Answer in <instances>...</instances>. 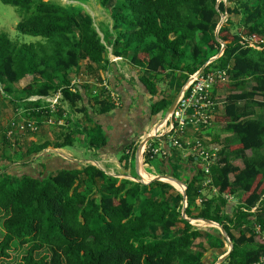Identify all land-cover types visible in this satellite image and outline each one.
Segmentation results:
<instances>
[{
	"label": "trees",
	"instance_id": "trees-1",
	"mask_svg": "<svg viewBox=\"0 0 264 264\" xmlns=\"http://www.w3.org/2000/svg\"><path fill=\"white\" fill-rule=\"evenodd\" d=\"M98 1L113 20V55L138 69L142 86L158 96L151 106L154 117L171 106L160 84L176 76L183 86L221 54L223 46L215 35L221 15H228L219 33L224 53L207 71L229 75V84L217 87L227 88L230 94L223 114L216 118L223 125L222 134L229 136L214 139L221 150L211 167L208 187L204 173L195 166L193 178L186 183V213L190 219L211 221L225 229L234 249L224 264H261L264 121L254 116L257 111L264 114V0H227L219 5L218 0ZM0 2L17 10L20 35L40 39L20 43L0 32V92L16 103L43 98L29 102L33 105L30 120L37 125L64 119L65 106L86 115L82 93L71 78L79 75L83 63L88 74L106 71L111 65L92 16L80 7L45 0ZM22 82L26 86L16 90L15 85ZM99 92L89 101V110L107 114L119 107L111 91L102 88ZM58 94L62 104L54 111L45 97ZM67 125L71 129L70 118ZM64 133L54 145L39 136L17 157L2 155L3 161H21L32 174L17 176L7 170L0 175V211L4 213L0 264L15 247L24 249L21 264H206L208 251L224 249L220 232L184 220L183 195L169 184L119 180L93 165L65 166L39 175L34 167L45 169L37 159L46 150L73 146V133ZM3 139V146L11 148L6 136ZM91 143L102 147L105 139ZM137 147L131 148V156ZM205 188L214 194L204 197ZM229 197L233 202L229 203ZM232 204L233 214L231 208L224 210Z\"/></svg>",
	"mask_w": 264,
	"mask_h": 264
},
{
	"label": "crops",
	"instance_id": "crops-1",
	"mask_svg": "<svg viewBox=\"0 0 264 264\" xmlns=\"http://www.w3.org/2000/svg\"><path fill=\"white\" fill-rule=\"evenodd\" d=\"M112 31L113 30L111 27L109 34L110 41L107 40V37L103 38V43L107 47V50L109 52L108 59L111 65L107 68L106 71H97L95 69L96 73L88 74L85 70V63L83 67L84 69L82 68L78 75L84 76L85 80H87V83H89L90 85L89 87L92 88L91 91L90 88L88 90L83 89V87L79 88L84 100V105L82 107L88 110L87 114L82 115L75 112H70L67 106L64 107V125L59 126L58 129L59 132L62 131L73 133L74 144L72 147L76 149V152L74 153L70 150L67 151L68 148H53L56 151L58 150L61 153H64L59 155L66 156L59 157L50 155L52 157L49 156L50 158L44 160V158H41L42 156H44V154H42L39 159H37V162H42L41 164L44 165L45 169L42 170V167H34V170H37L39 175H41L44 173H52L65 166H84L83 164H81L82 162H91L92 164H99L98 168L107 173L109 176L118 178L119 180L132 181V179L136 178L132 175L133 172H135L134 169L136 167L137 174H141L143 181L148 183L150 180L156 177H162L163 174H165V176L167 174V176H173L174 178H176L178 177L177 171L183 168L186 173L184 176L187 181H180L186 184L193 178L196 166V158L192 155H189V146L190 144H192V141L198 135V133H200L199 128L194 124L188 126L183 136L170 132V128L165 125L163 128V130L165 129V134H163L161 138L155 139L154 146L156 148H163L165 153V155H160V158L157 157V160H155L157 161V170L160 172V174L147 172V162H144L142 164V167L138 169L136 165V154L132 157L128 156L131 148L134 146L136 147L137 143L142 140L143 137L147 136L155 128V126L159 124V120L161 118L158 116L154 117L151 114V106L156 101L158 96L151 95L142 86L139 79V70L132 67L130 62L125 60L120 63L123 68V72H119L117 64L113 61V58H115L116 56L113 55L114 39ZM93 67L96 68V66ZM89 79L91 80L89 81ZM100 81L105 84L106 89L110 90L112 95L116 98L115 106H119L107 114H96L92 110H89V101L93 100L96 95L100 94L95 85ZM72 84L88 88V85L80 82L79 79L77 83H74L72 81ZM182 84L183 81L180 79H176V76H173L171 78V81H164L162 84H160V86H162V89L164 90V98L167 101L171 102V105L177 98V96H179L182 88L184 87V85L182 86ZM160 89L161 87H159V90ZM95 91H97L98 93H94ZM215 93H217L219 100V95H223L222 102L225 104L226 97L229 94L226 95L224 90L222 89H216ZM61 104L62 103L60 102V105ZM223 112L224 105L221 104L217 109L216 118L217 116L222 115ZM76 115H80V117L83 116L82 121H78L80 119ZM68 118H70L71 120V129L67 127ZM56 123L57 122L52 123V126L56 125ZM47 124L48 123L45 122L36 125V129L38 128L36 131L42 132L40 130L43 129V132H46L47 130L50 133V131H52V128L56 127L54 126L48 129L47 127L49 126ZM222 126L223 125L214 121L212 127L209 128L208 131H206V134L204 133V135L208 140H212L213 144H216V140L214 139L217 135L221 136L222 139L229 136L226 134H222ZM66 128H68V130H66ZM40 137L44 138L46 136ZM100 138L105 139V145L102 147H93L91 141ZM176 140L180 141V147H177L173 144V142ZM50 141H52V139ZM83 156H88V158L84 159ZM192 160L194 162H192ZM95 161H97L98 163H96ZM29 170L30 167H25L21 164H17L11 167L8 170V173L17 176L32 174V172H30ZM34 175L38 174L34 173ZM173 185L181 190L180 187L176 184ZM205 190L207 189L205 188ZM205 190L203 189L204 197L207 196L205 194ZM233 199L234 198H232V200ZM239 199L240 198H237L236 200L239 201ZM200 204L201 201L198 200L197 205ZM206 226L209 227L208 225Z\"/></svg>",
	"mask_w": 264,
	"mask_h": 264
},
{
	"label": "rangeland",
	"instance_id": "rangeland-1",
	"mask_svg": "<svg viewBox=\"0 0 264 264\" xmlns=\"http://www.w3.org/2000/svg\"><path fill=\"white\" fill-rule=\"evenodd\" d=\"M45 1L46 2H52L55 4L61 5V6L72 5V6H77V7L84 9L88 14H90L92 16V18L94 20V26H95L97 32L99 33L101 39L103 40L104 37H107V40H109V37H110L109 34H110L111 27L113 30V20H112L110 11L107 8H104L98 0H82L79 2H70L68 0H45ZM222 2L225 3L226 0H222ZM222 18L223 17L221 16V21H222ZM224 18H225V20L223 22L226 23V21L228 20V15H224ZM18 23H19V18H18L17 10L13 7L4 5L3 3L0 2V32L8 34L11 39H13L14 41H19L20 43L30 44V43H36L37 41L40 40L39 38L20 35L17 31ZM105 27H107L108 29ZM112 32H113V34H115L114 30ZM116 64H117V68H118L119 72H123V68L120 65V62H118ZM82 65L84 67L85 63ZM126 76H127V74H126ZM78 79L80 82H82L84 84H86V82H87V80H85L84 76L75 75L71 78V80L74 83H77ZM90 80L91 79H89V81ZM166 81L168 82V79ZM26 84H27L26 82L19 83V84L15 85V89L16 90H22L26 86ZM88 86H90V85H88ZM2 89L3 88L1 87V90ZM222 90H224L226 95L230 94L229 91L227 90V88H224ZM219 97H220V100L217 96V93L214 94V99L217 100L218 104L224 105V103L222 102L223 95H219ZM45 99H47V101L50 103H54V102H56V100H58L59 104L61 102L59 95H56L54 97H45ZM28 100L30 101V99H27L25 103H20V102L16 103V101H14L12 97H8L2 91L0 92V120H1V128H0V175L5 174L7 172V170H9L14 165L22 164L21 161H15V163H17V164H13V163L9 162L8 160L3 161L2 155H4L5 152L8 153V155H7L8 158H10L12 155L13 156L15 155L17 157V154L19 155L20 153L25 152L29 143H31L33 141H37V137H39V136H46L49 139L51 138L52 139L51 143L54 145L56 143V141H55L56 137L61 133V132H59L58 128H59V126L64 125V120L60 119V120H57L56 125L52 126V123H53V120H52V123L47 124L49 126L47 128L49 129V128L54 127V126H56V127L52 128V131H50V133L46 129H45L46 132H43V129L40 130L42 132L36 131L38 129V128L36 129L37 122L34 121L33 119L30 120V113L32 112L33 105L31 103H29ZM218 108H219V106H218ZM7 110H8V112H7ZM55 110L58 111L56 108H54V111ZM216 113H217V110H216ZM76 116L80 119L78 121H82L83 116H81V117H80V115H76ZM254 117L256 119H258L259 121H264V114H259L258 111ZM160 118L161 119L159 120V123L162 120H164L165 113L162 114L160 116ZM56 129H58V130H56ZM30 130L33 134L29 133ZM34 133H36V134L38 133V136L35 135ZM67 133L68 132H66L64 134H67ZM4 136H6L7 140L10 142L11 148H6L5 146H3V143H4L3 137ZM14 136H17V139ZM154 141H152L151 143L152 144L155 143ZM214 145H218V144H214ZM69 150L74 152V153L76 152L75 151L76 149L74 147H69L67 149V151H69ZM43 154L49 155V156L50 155L59 156V157L66 156V155H64V156L59 155V154H64V153H61L58 150L57 151L54 150L53 147L46 150ZM83 158L87 159L88 156H83ZM159 158H160V156H159ZM155 160H157V159H155ZM155 160L147 161L148 167L146 168V170H147V172H150V173L160 174V172L157 170V164H156L157 161H155ZM95 162L98 163L97 161H95ZM81 164H83L84 166H89L88 164H91V165L99 167V164H92L91 162H88V163L82 162ZM134 170H135V172H133L132 175L139 179V175L136 172V167ZM185 174L186 173H185L183 168L179 169L177 171L178 177H176V179L179 178V180L187 181L185 176H184ZM163 176H165V174H163ZM166 176H167V174H166ZM136 178H134V179H136ZM205 194L207 196H211L214 194V192L212 193L207 189V190H205ZM229 203H230V201H229ZM228 208H231L232 214H233L234 204L229 205V207H225L224 210H227ZM3 219H4V213L0 211V231H2V223L4 221ZM197 226H200L202 229L211 228V227H207L206 225H204V223L200 224V225L197 224ZM210 230H217L214 232H219L218 229H214V228H212ZM246 234L248 236H250V233L248 230L246 231ZM236 235L238 236V234H236ZM224 244H225V247L223 250H210V251H208V253L205 255L204 262H206V264H216V262L219 260V258L223 254L228 252V250H229V245H228V242H226V240H224ZM10 254H11L10 258L7 259V261H5L2 264H21V259L24 256L25 252H24L23 248L17 249L15 247L10 252Z\"/></svg>",
	"mask_w": 264,
	"mask_h": 264
},
{
	"label": "built area",
	"instance_id": "built-area-1",
	"mask_svg": "<svg viewBox=\"0 0 264 264\" xmlns=\"http://www.w3.org/2000/svg\"><path fill=\"white\" fill-rule=\"evenodd\" d=\"M114 62L122 61L121 58H113ZM209 68V67H208ZM207 68V69H208ZM230 82L229 75L226 71L210 70L197 72L191 75L184 84L180 92V97L172 116H169L165 123L156 127L145 137L155 136L161 138L165 134V129L160 128L163 124L170 128V132L183 136L189 125L194 124L199 128L198 135L190 144V155L194 156L198 165L203 170L207 183L210 184L211 167L217 162L218 154L221 147L214 145L212 140H208L204 133L212 127L216 121V110L219 106L217 100L214 99L215 90L218 86H225ZM101 87L106 88L105 84ZM60 97V95H59ZM115 103V97L112 95ZM40 97H32L29 102H37ZM58 99V98H57ZM47 101V99H46ZM48 102V101H47ZM50 103V102H49ZM53 108L59 105L58 100L51 103ZM173 144L180 147V141H174ZM144 161H153L160 155H165L163 148L154 146L151 142L146 145L143 154ZM136 183H142L140 179L134 180ZM143 184V183H142ZM228 199H232L229 197ZM264 262V260H263Z\"/></svg>",
	"mask_w": 264,
	"mask_h": 264
},
{
	"label": "water",
	"instance_id": "water-1",
	"mask_svg": "<svg viewBox=\"0 0 264 264\" xmlns=\"http://www.w3.org/2000/svg\"><path fill=\"white\" fill-rule=\"evenodd\" d=\"M220 1H222V0H218V5L220 4ZM221 16L223 18H222V21L220 22V24H219V26L217 28L216 35H215L217 41L219 43H221L222 46H223L221 54L218 55L217 57L211 59L208 64L204 65L201 68V70L199 71L200 73L203 72L207 68V66L209 64L213 63L218 58H220L223 55V53H224L225 44L220 40L219 33H220L221 28L224 25L223 21L225 20V18H224L223 14ZM179 97H180V94H179V96H177V98L174 100V102L172 103V105L170 106L168 111L165 113L164 120H162L156 127L160 126L162 123H165L167 118H169V116H172L174 114L176 106H177V103H178V100H179ZM155 139H156L155 136H149V137H146L144 140H141L138 143V147H137V150H136V153H135L136 154V165H137L138 169H140L142 167V164L144 163V158H143L144 155L143 154H144V149H145L146 145L149 144L150 142L154 141ZM139 179L142 181V183L144 185H150L153 182H162V183H165V184H169V185L173 186L178 192H180L183 195V201H184L183 202L184 203V207H183V211H182V217L184 218V220L188 221L192 226H195V227H199V226H197L193 222H202V223H205L206 225H208L211 228H213V227L217 228L221 232V234L224 237V239L228 242L229 251H228L227 254L223 255L216 262V264H224L227 261V259L229 258L230 254L232 253V251L234 249L233 243H232L229 235L227 234L225 229L222 226H220L219 224H217V223H214V222H211V221H207V220H202V219L201 220H194V219H190V218L187 217L186 210L188 208V197H187V186L184 183H182L180 180L174 178L173 176L156 177V178L150 180L147 183V182L143 181V178H142L141 174H139ZM173 184H176L177 186H179L181 190L176 188Z\"/></svg>",
	"mask_w": 264,
	"mask_h": 264
},
{
	"label": "clouds",
	"instance_id": "clouds-1",
	"mask_svg": "<svg viewBox=\"0 0 264 264\" xmlns=\"http://www.w3.org/2000/svg\"><path fill=\"white\" fill-rule=\"evenodd\" d=\"M221 2H222V1H220V3H221ZM226 3H227V0H226L225 4H226ZM224 23H225V22H224ZM115 58H119V57H115ZM121 59H122V61H120V63H122L123 61H125L123 58H121ZM114 63H118V62H114ZM208 63H209V62H208ZM208 63H207V64H208ZM211 64H212V63H211ZM211 64H209V65L207 66V68H208ZM207 68H206L205 70H207ZM200 70H201V69H200ZM200 70H199V71H200ZM205 70H204V71H205ZM199 71H198V72H199ZM228 84H229V83H228ZM75 85H76V84H75ZM86 85H89V83L86 82ZM95 85H96V89H98L99 91H100V89L104 88V87H101L103 84H100L99 82H97ZM76 86H77V85H76ZM80 87H84V86H80V85H78V89H79ZM105 89H106V88H105ZM109 91H110V90H109ZM73 92L76 93L75 89H73ZM94 93L97 94L98 92L95 91ZM58 95H59V94H58ZM60 100H61V95H60ZM156 126H157V125H156ZM140 141H141V140H140ZM140 141H139V142H140ZM139 142H138V143H139ZM138 143H137V144H138ZM136 150H137V148H136ZM135 153H136V151H135ZM131 155H132V153H131V151H130V152L128 153V156L132 157ZM144 162H147V161H144ZM195 165H196V167L198 166V167L200 168V166L198 165L197 160H195ZM200 169H201V168H200ZM201 170H202V169H201ZM202 172H203V170H202ZM203 173H204V172H203ZM210 175H211V174H210ZM134 180H138V179H132L133 182H135ZM203 180H204V186L208 187L209 184L207 183V177H205V175H204V179H203ZM185 185H186V184H185ZM186 186H187V185H186ZM172 187H173V186H172ZM179 193H180V192H179ZM228 200H231V201H232V199H228ZM183 202H184V201H183ZM230 203H231V202H230ZM183 207H184V203H183ZM253 212H255V209H254ZM200 220H201V219H200ZM205 225H206V224H205ZM194 227H195V226H194ZM197 228H201V227L199 226V227H197ZM213 228H214V227H213ZM201 229H202V228H201ZM209 229H212V228H209ZM214 229H217V228H214ZM257 230H258V228H257ZM218 231H219V230H218ZM219 232H220V231H219ZM220 233H221V232H220ZM221 235H222V234H221ZM222 237H223V236H222ZM223 238H224V237H223ZM257 239H258V237H257ZM262 239L264 240V232L262 233ZM224 240H225V239H224ZM226 242H227V241H226ZM233 246H234V245H233ZM228 251H229V250H228ZM227 253H228V252H226L225 254H227ZM225 254H223V255H225ZM223 255H222V256H223ZM222 256H221V257H222ZM221 257H220V258H221ZM220 258H219V259H220ZM263 260H264V256L261 258V264H264Z\"/></svg>",
	"mask_w": 264,
	"mask_h": 264
},
{
	"label": "bare ground",
	"instance_id": "bare-ground-1",
	"mask_svg": "<svg viewBox=\"0 0 264 264\" xmlns=\"http://www.w3.org/2000/svg\"><path fill=\"white\" fill-rule=\"evenodd\" d=\"M164 126H165V125L163 124L161 127H159V129H160V128H164ZM193 223L197 225L198 222H193Z\"/></svg>",
	"mask_w": 264,
	"mask_h": 264
}]
</instances>
